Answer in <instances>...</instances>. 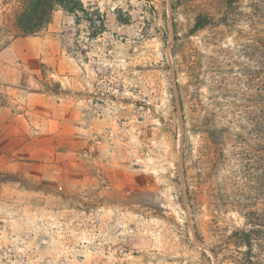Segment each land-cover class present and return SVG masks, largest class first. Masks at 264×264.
I'll return each mask as SVG.
<instances>
[{
  "label": "rangeland",
  "instance_id": "1",
  "mask_svg": "<svg viewBox=\"0 0 264 264\" xmlns=\"http://www.w3.org/2000/svg\"><path fill=\"white\" fill-rule=\"evenodd\" d=\"M73 3L23 35L19 0H0V264H238L228 236L244 219L222 194L235 162L201 156V132L183 144L171 53L173 19L187 33L222 1ZM236 7L264 16V0ZM245 23L220 26L214 45L208 28L189 40L204 61L231 52L238 72Z\"/></svg>",
  "mask_w": 264,
  "mask_h": 264
},
{
  "label": "trees",
  "instance_id": "2",
  "mask_svg": "<svg viewBox=\"0 0 264 264\" xmlns=\"http://www.w3.org/2000/svg\"><path fill=\"white\" fill-rule=\"evenodd\" d=\"M221 1L223 7L218 13H197L187 33H181L173 19L171 53L183 121V144L187 131L201 132L205 134L201 156H207L214 149L215 153L220 152L223 160L235 162V170L224 180L222 194L224 204L235 208L244 224L228 236L238 252V256L229 255V258L238 264H264V206L256 207L252 202L262 198L264 205V16L239 10L236 7L239 0ZM73 2L19 0L15 11L16 26L23 35L35 34L50 22L55 6L76 12L78 7ZM242 21L253 33L243 35L244 41L236 43L237 52L251 64L239 63L238 72L228 65L233 60L231 52L218 53L217 50L204 61L205 55L189 40L196 32L208 28L212 29V37L203 39V45H214L216 36L222 32L220 26L233 28ZM235 31L242 37L241 29ZM180 74L186 78L184 84L179 82ZM204 84L211 99L210 109L198 107L197 97ZM222 120L228 124L211 128L216 121ZM226 146L230 147L226 148L227 153L224 152ZM184 168L186 172V165ZM213 252L217 257L218 253Z\"/></svg>",
  "mask_w": 264,
  "mask_h": 264
}]
</instances>
